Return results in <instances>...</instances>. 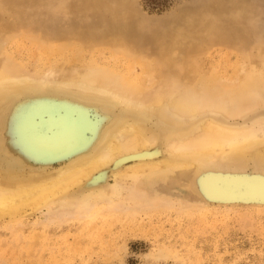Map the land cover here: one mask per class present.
Returning <instances> with one entry per match:
<instances>
[{"label":"bare ground","instance_id":"1","mask_svg":"<svg viewBox=\"0 0 264 264\" xmlns=\"http://www.w3.org/2000/svg\"><path fill=\"white\" fill-rule=\"evenodd\" d=\"M16 7L15 0H0V17L15 13ZM119 8L105 15L125 29L135 11ZM177 24L156 34L152 47L147 45L149 55L129 43L123 29H107L114 33L106 44L109 50L130 60L121 71L116 62L78 59L80 49L71 55L76 52L75 70L58 62V67L55 63L32 74L0 47V218L13 219L48 204L50 214H77L113 202L125 211L133 208L126 203L138 209L166 207L172 205L170 199L156 192L146 195L166 180L185 185L191 195L186 202L199 210L212 199L232 197L234 180L243 190L249 162L264 173V114H258L264 109V51L258 49V63L246 62L243 75L223 81L203 66L210 47L224 45V40L193 39ZM70 43L64 45L74 48L76 42ZM64 47L42 48L58 53ZM24 94L48 99L16 104ZM256 184L245 191L264 188L263 180Z\"/></svg>","mask_w":264,"mask_h":264},{"label":"rangeland","instance_id":"2","mask_svg":"<svg viewBox=\"0 0 264 264\" xmlns=\"http://www.w3.org/2000/svg\"><path fill=\"white\" fill-rule=\"evenodd\" d=\"M15 4V13L6 12L0 17L1 52L32 74L55 63L58 67L60 62L75 70L79 66L74 59L76 52L71 55L80 49L78 59L93 58L98 62L102 59L107 65L116 62L120 71L129 68L130 60L120 53L114 54L106 45L114 36L107 29H123L113 17L105 15L118 7L135 11V17L121 35L143 48L144 54H150L147 49L152 47L156 34L171 23L175 27L179 22L176 27L187 29L196 40L202 37L224 40V45L210 47L203 66L208 73L214 70L223 81L243 75L251 61L258 63L259 55L264 56L258 50L264 51V0H15ZM40 42L52 45L53 49L57 44L65 47L61 52L51 53ZM63 42H72L74 48ZM38 44L39 49L35 47ZM66 58L76 66L72 62L70 65V59L65 63ZM41 98L48 99L24 94L16 104L25 106ZM258 112L262 115L264 109ZM43 128L48 130L49 126L43 124ZM243 175L247 177L243 190L234 180L232 197L212 199L208 207L199 210L186 202L191 195L185 185L166 180L156 182L146 190V195L156 192L159 198L170 199L172 205L166 203L167 208L164 204L138 209L135 203H126L133 208L125 211L124 206L117 208L113 202L97 204L94 209L77 214H60L56 210L50 214L48 204L13 219L2 217L0 264H264V188L245 191L247 185L264 181V173L256 172L249 162ZM107 176V184L111 185L113 180L110 174ZM182 189L186 190L185 196L175 201Z\"/></svg>","mask_w":264,"mask_h":264}]
</instances>
